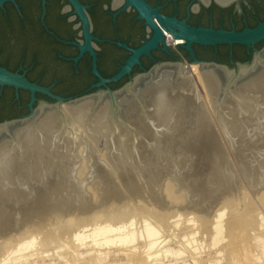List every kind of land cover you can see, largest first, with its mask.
I'll use <instances>...</instances> for the list:
<instances>
[{"label":"bare ground","instance_id":"obj_1","mask_svg":"<svg viewBox=\"0 0 264 264\" xmlns=\"http://www.w3.org/2000/svg\"><path fill=\"white\" fill-rule=\"evenodd\" d=\"M199 65L1 125L0 264H263L264 51Z\"/></svg>","mask_w":264,"mask_h":264},{"label":"flooded vegetation","instance_id":"obj_2","mask_svg":"<svg viewBox=\"0 0 264 264\" xmlns=\"http://www.w3.org/2000/svg\"><path fill=\"white\" fill-rule=\"evenodd\" d=\"M76 1L87 22L94 61L89 52L80 55L79 46L85 45L83 24L67 0H44V3L42 0H15L18 10L11 3L0 10V67L24 74L29 82L39 86L52 87L53 94L78 97L98 82L91 74L93 63L102 78H110L130 55L121 46L137 49L153 34L149 25L139 19L124 0ZM143 1L164 17L183 21L193 28L241 31L255 27L264 19V0H231L227 4L226 0ZM163 40L168 54L158 43V47L149 52L151 58H139L141 67L149 72L147 76L134 65L129 75L108 86L117 89L136 77H149L155 68L188 66L191 60L187 52L177 47L184 42L172 40L166 34ZM176 41L180 43L171 44ZM263 45L262 42L255 49L260 50ZM191 47L196 59L207 63L231 66L237 60L248 59L245 48L240 46L214 48L192 44ZM207 67L213 66H203ZM59 87L66 89L56 91ZM14 95L12 88L0 89V122L21 117L27 111L28 94L18 91L17 100Z\"/></svg>","mask_w":264,"mask_h":264},{"label":"water","instance_id":"obj_3","mask_svg":"<svg viewBox=\"0 0 264 264\" xmlns=\"http://www.w3.org/2000/svg\"><path fill=\"white\" fill-rule=\"evenodd\" d=\"M124 1L127 6L132 7L137 12L139 19L144 20L145 23L149 25V27L153 31V34L149 40H147L143 45H141L137 49L127 48L124 45L121 46L123 49L129 52L130 55L125 60L124 65L120 66L119 71L115 73L112 77L104 79L98 74L93 63L91 74L98 79V82L92 85L86 91V93L81 96L64 98L59 95L53 94L51 92L52 87L39 86L36 83L29 82L24 77V74H19L18 72H10L5 68L0 67V89L3 87L12 88L15 92V100L18 99V91H23L28 94V103L25 105L27 114L15 119L0 122V126L18 125L22 121L31 119L40 104L52 105L56 103H68L87 96L95 95L98 92H103L106 95L114 93L115 97H118V93L121 92V94H123L126 85L130 84L133 80H130L129 82L125 83L117 89L110 88L108 84L117 83L124 76L129 75L134 65H138V67L145 72V70L140 65L139 58L141 56H147L148 58H151L149 52L153 49H156L158 47V43H160L162 46L161 50L168 54L166 44L163 40L165 34L169 36L172 40H180L184 42V44H179L177 47L187 52V55L191 60L189 64L211 65L213 66V68L217 67L219 69L218 75L221 78L224 71H233L235 73L237 72L239 67L251 65L256 55H261L262 50L264 49V47L260 50L255 49L256 45L262 42L264 43V19L258 22L255 27L245 28L241 31H235L233 29L227 31L223 29L214 30L212 28H193L186 25L183 21L179 22L174 18L164 17L163 15L158 13L157 9H152L143 0ZM42 2L44 3V0H42ZM67 2L73 7L74 13L79 16L83 24L82 26L85 45L83 47L79 46L80 55L83 52H89L90 56L93 57L94 61L95 54L89 47V41L91 39V36L87 31V22L81 10V6L77 3L76 0H67ZM6 3H11L18 10L15 0H0V10L3 9V5H5ZM192 44L200 46H211L214 48L223 45L228 46L229 48H231L232 46L244 47L246 50L248 61L243 63L235 62L231 64V66L215 62L207 63L204 61H200L197 60L194 55L193 49L191 47ZM258 72L260 73V69L256 68L255 72L250 73L249 75H247V77L244 78L252 77ZM148 74L149 72H145L144 76ZM221 80H223V78ZM230 90L238 89L232 88ZM228 93V91H224L225 95H227ZM36 95L44 97L50 102L44 99H36Z\"/></svg>","mask_w":264,"mask_h":264},{"label":"rangeland","instance_id":"obj_4","mask_svg":"<svg viewBox=\"0 0 264 264\" xmlns=\"http://www.w3.org/2000/svg\"><path fill=\"white\" fill-rule=\"evenodd\" d=\"M246 61H248V59H244V60H237L236 62H241V63H243V62H246ZM66 88H62V87H59V88H57L56 89V91H60V90H65ZM55 95H59V96H61L60 94H55ZM61 97H64V96H61ZM65 98V97H64ZM38 99H44V100H46V101H49V100H47L46 98H44V97H39ZM7 101H8V99H7ZM50 102V101H49ZM27 114V111H25L24 112V114L23 115H26ZM18 118V117H17ZM231 168V167H230ZM246 187H247V185H245ZM245 187V188H246ZM262 216H263V218H264V212H262ZM228 218V220H226L227 221V223H228V221L230 222V218H229V216H227ZM226 219V218H225ZM180 224H181V222H180ZM181 231H176L175 232V234H178V235H180L181 233H180ZM165 245L168 247V248H176V245L174 244V242H167V244L165 243ZM122 257L120 256V255H117V258H115L114 260H113V257H109V260H107L104 264H110V262H113V263H111V264H121L122 263ZM183 261H185L187 264H192V262L190 261V260H188V258H186V259H184ZM181 261H174V260H170V261H168V262H165V264H177V263H180ZM263 264H264V261H263Z\"/></svg>","mask_w":264,"mask_h":264}]
</instances>
